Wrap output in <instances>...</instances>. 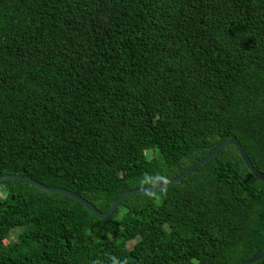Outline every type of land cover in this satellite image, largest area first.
Instances as JSON below:
<instances>
[{"label":"trees","instance_id":"16d2710c","mask_svg":"<svg viewBox=\"0 0 264 264\" xmlns=\"http://www.w3.org/2000/svg\"><path fill=\"white\" fill-rule=\"evenodd\" d=\"M231 138L264 174V0H0V177L107 213ZM263 252L264 183L234 146L110 220L0 184V264H243Z\"/></svg>","mask_w":264,"mask_h":264},{"label":"water","instance_id":"95a60500","mask_svg":"<svg viewBox=\"0 0 264 264\" xmlns=\"http://www.w3.org/2000/svg\"><path fill=\"white\" fill-rule=\"evenodd\" d=\"M228 146H234L238 149L245 165L249 168V170L253 173V175L260 180L262 183H264V174L259 172L258 170H256L251 162V160L249 159L246 151L244 150V148L242 147L241 143L238 141V139L236 138H231L228 139L226 141H224L223 143H221L211 154H209L206 158H204L203 160H201L200 162H198L195 166H193L192 168H190L189 170H187L184 174L178 176L177 178L173 179L170 182L158 185V186H154V187H149V188H142L139 190H132L129 192L124 193L123 195H121L111 206V208L109 209V211L107 213H102L100 211H98L90 202H88L87 200H85L84 198L78 196L75 193H72L70 191L61 189V188H51L48 186H45L35 180H32L30 178H25L22 176H16V175H7V176H2L0 177V184L3 182H7V181H17V182H22V183H26L29 184L31 186H34L36 188H39L43 191L46 192H50V193H55V194H61L64 196H67L77 202H79L80 204H82L88 211H90L91 213H93L97 218L101 219V220H110L114 214L116 213V211L118 210V208L120 207V205L129 197L132 196H136V195H142V194H146V193H155L161 190H164L166 188H169L175 184L180 183L181 181H183L184 179H186L187 177H189L191 174H193L194 172H196L197 170H199L202 166H204L206 163H208L209 161H211L212 159H214L222 150H224L226 147ZM264 258V252L253 258L250 259L248 261H246L243 264H255L259 261H261Z\"/></svg>","mask_w":264,"mask_h":264},{"label":"rangeland","instance_id":"374dc122","mask_svg":"<svg viewBox=\"0 0 264 264\" xmlns=\"http://www.w3.org/2000/svg\"><path fill=\"white\" fill-rule=\"evenodd\" d=\"M1 195H2V194H1ZM134 244H135V241H131V242H129L128 247H129L130 249H132L133 246H134Z\"/></svg>","mask_w":264,"mask_h":264}]
</instances>
